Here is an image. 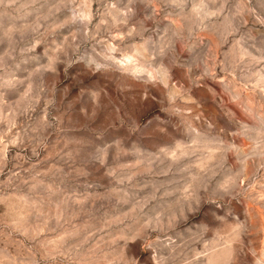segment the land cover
<instances>
[{
	"label": "rangeland",
	"instance_id": "1",
	"mask_svg": "<svg viewBox=\"0 0 264 264\" xmlns=\"http://www.w3.org/2000/svg\"><path fill=\"white\" fill-rule=\"evenodd\" d=\"M0 264H264V0H0Z\"/></svg>",
	"mask_w": 264,
	"mask_h": 264
}]
</instances>
